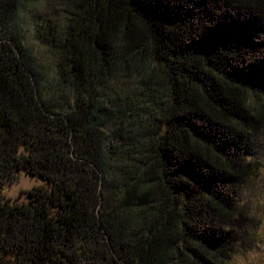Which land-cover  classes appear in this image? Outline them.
I'll use <instances>...</instances> for the list:
<instances>
[{
  "label": "trees",
  "instance_id": "16d2710c",
  "mask_svg": "<svg viewBox=\"0 0 264 264\" xmlns=\"http://www.w3.org/2000/svg\"><path fill=\"white\" fill-rule=\"evenodd\" d=\"M263 167L264 0H0V264H224Z\"/></svg>",
  "mask_w": 264,
  "mask_h": 264
},
{
  "label": "rangeland",
  "instance_id": "374dc122",
  "mask_svg": "<svg viewBox=\"0 0 264 264\" xmlns=\"http://www.w3.org/2000/svg\"><path fill=\"white\" fill-rule=\"evenodd\" d=\"M43 182L39 176L21 170L14 181L6 182L2 186L1 191L13 201H22L26 199L28 189ZM245 191L250 203L245 210L252 217L253 224L251 230L250 226L241 225L240 243L236 250L226 257L224 264H264V167L261 168V173L248 183Z\"/></svg>",
  "mask_w": 264,
  "mask_h": 264
}]
</instances>
